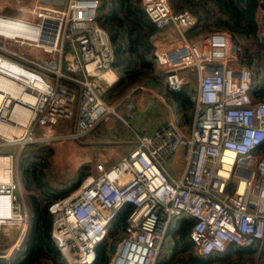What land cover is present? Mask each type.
I'll return each instance as SVG.
<instances>
[{"label":"built area","instance_id":"obj_1","mask_svg":"<svg viewBox=\"0 0 264 264\" xmlns=\"http://www.w3.org/2000/svg\"><path fill=\"white\" fill-rule=\"evenodd\" d=\"M133 1L156 31L176 32V43L153 49V68L165 90H179L181 71L193 70L189 127L185 132L182 123L168 119L151 133L134 132V146L112 163L94 162L75 188L47 204L51 240L67 263L90 264L97 245L109 249L111 215L127 205L107 264H154L180 216L191 220L189 236L198 255L222 252L229 243L259 247L264 151L257 147L264 140V102L249 94V68L238 62L227 31L186 39L183 34L195 24L189 10L171 0ZM97 4L0 0V231L18 230L0 256L21 244L28 226L17 171L22 145L80 141L84 131L128 125L127 92L106 95L118 76L108 34L95 19ZM132 84L151 92L142 80ZM59 120H69L70 132L57 126ZM178 149L182 166L169 176L162 165Z\"/></svg>","mask_w":264,"mask_h":264},{"label":"trees","instance_id":"obj_2","mask_svg":"<svg viewBox=\"0 0 264 264\" xmlns=\"http://www.w3.org/2000/svg\"><path fill=\"white\" fill-rule=\"evenodd\" d=\"M176 8H186L195 17V24L187 31L202 35L213 30H225L236 48L238 62L250 70L249 94L253 100L264 102V32L258 31L256 9L264 0H171ZM97 23L105 29L111 44V67L119 82L106 95L124 90L137 80H142L153 70L151 35L154 25L133 0H98L95 10ZM181 86L171 96L181 117L190 120L193 101L191 92ZM264 151V140L258 145ZM53 147L46 142L23 144L18 160L19 180L27 191L28 226L21 244L7 257L0 256V264H69L59 253L50 238V214L47 204L75 188L85 175L87 163H80L65 183L53 164ZM56 170L58 171H55ZM56 180V184L52 180ZM64 182V181H62ZM128 206L115 211L109 219L110 235L120 232L125 224ZM191 220L180 216L167 233L171 247L166 256L158 253L154 264H237L244 256L257 251L260 264H264V241L241 247L233 243L222 252L198 255L193 250L189 236ZM108 232V231H107ZM0 248V254H2ZM106 243L95 248V258L90 264H107ZM76 264V263H74Z\"/></svg>","mask_w":264,"mask_h":264},{"label":"crops","instance_id":"obj_3","mask_svg":"<svg viewBox=\"0 0 264 264\" xmlns=\"http://www.w3.org/2000/svg\"><path fill=\"white\" fill-rule=\"evenodd\" d=\"M256 19L258 24V31L264 32V1L256 9ZM189 39L191 40V38ZM151 41L155 49L166 47L168 45L177 42L176 32L174 30L167 28L159 29L151 35ZM162 44H166V45L163 46ZM158 70L159 69L153 68V70L149 72V76L148 77L147 75L145 76L147 78L154 77L153 79L159 81V83H157V86L159 88L156 86V89H154V91L157 92V94L152 90L153 89L151 88L152 86L149 87V85L147 84V87H149V89L151 90V92L149 91L150 95L147 93L140 92V94L137 95L134 99L135 106L137 109V111L135 112H139V114L143 112L147 113V115L145 116L144 114L140 115V117H138L139 121L136 120L137 115L133 117V113L130 112L129 114L127 111V115L130 116L128 120L126 118L128 125L122 128L121 130H114L109 126H105L100 129H93V130L91 129L84 131L82 133L83 134L82 140L80 141H75L70 137L64 138L66 140H70V142L66 141L65 143L67 144V147L68 146L74 147V149L78 152L81 163L82 162L87 163L88 168L94 162H103L104 165H108L134 146L135 144L134 132L146 133V134L151 133L154 130H157L162 125H164V123L168 119H172L176 123L181 124L180 119L174 116L172 108L163 98V94L167 93L172 99L174 108L176 109L178 114H180L177 104L170 94L171 92L165 90ZM181 73L185 74V70H182ZM144 78L142 79V83H144L143 82ZM141 90H145V89H141ZM143 97H148L147 98L148 100L146 101L147 104L146 109H144L142 105L139 108L138 105V99ZM152 100L154 101L156 100L158 104H161L162 110L164 111L159 113L158 108L151 105ZM150 116L153 117V120L149 121L147 119ZM129 119L133 122V124L129 121ZM65 126L67 127V129L65 130L70 132V129H68L69 120L65 121ZM183 130L185 132L187 131L185 128ZM54 153H55V148L53 147L52 159ZM162 166H163V170L169 176H176L182 166L181 150L180 149L176 150L170 156V158H168L165 162H163Z\"/></svg>","mask_w":264,"mask_h":264},{"label":"rangeland","instance_id":"obj_4","mask_svg":"<svg viewBox=\"0 0 264 264\" xmlns=\"http://www.w3.org/2000/svg\"><path fill=\"white\" fill-rule=\"evenodd\" d=\"M203 34H204V32H203ZM183 35L185 36L186 39L191 38V40H193V41L197 40L200 37L199 34L195 36L194 32H191V33L185 32ZM162 45L164 46L166 44H162ZM184 70H185V74L182 75L183 76L182 86L187 87L186 89H188L191 92L190 94H192L194 91V86H195L193 70H192V68H185ZM148 76H149V73L147 74V77ZM147 77L144 78L143 87L149 88L152 86L151 88H153L152 90L154 91V89H156L157 83H159V81H156L155 79H153L154 77H152V78H147ZM160 77H161V73H160ZM147 84L149 85V87H147ZM125 92H127V96H126L127 111L129 114H130V112H132L133 117H135L137 115L136 120L139 121L138 117H140V115H143V114L145 116V115H147V113L143 112V113L139 114V112H135V111H137V109L135 106L134 99L137 95L140 94V92L147 93L149 95H150V92L146 91V90H141L137 87H133V84H131L129 87H126L121 92H119L117 94H112L111 96L116 97L119 95H124ZM155 93L157 94V92H155ZM148 97H150V96H148ZM148 97H143V98L138 99L139 108L141 105L144 109L147 108L146 101L148 100L147 99ZM163 98L172 108L174 116L177 117L178 119H180V122L184 125V128L187 130L189 127V119L188 118L184 119L181 117V114H178V112L176 111V109L173 106V102H172L171 97L167 93L163 94ZM151 105L157 107L159 113L164 111V110H162V105L158 104V102L156 100L155 101L152 100ZM151 108H154V107H151ZM126 118L128 120V118H130V116L127 115ZM147 120H149V121L153 120V117L150 116V117H148ZM129 121L133 124V122L130 119H129ZM57 126L67 129V127L65 126V121H63V120L57 121ZM116 126L120 127V124L117 122ZM70 128L71 127L69 125L68 129H70ZM66 141L70 142V140H66V139H62V138H56V139L50 138V139L44 140V141H34V142H46L55 148V153L53 155L52 160H53L54 166L56 168H58L57 170H59V172H60L59 177L61 178V181L58 185H61V186H65V183L73 175L76 167L81 163L78 152L74 149L73 146L67 147V144L65 143ZM34 142H31V143H34ZM24 144H27V143H24ZM14 147L17 148L18 145L15 144ZM10 150L11 149L9 147H7L3 151H10ZM19 156H20V153H19L18 158H17L18 178H19V170H18ZM56 168H55V171H57ZM52 181L55 184L57 183L55 179ZM62 181H64V182H62ZM19 182H20V180H19ZM20 187H21V194H22V196H25V202L27 203V200H26L27 191L23 188L21 183H20ZM118 233L116 234V231H115L114 233H112L110 235L109 230L107 232L108 242L111 243L109 246L110 251L112 249V244L115 243L118 239ZM17 234H18V230L16 228H10L8 230L0 231V248H3L6 244H9L11 241H13V239L17 236ZM170 247H171V240H170V237L168 236V233H166L165 237L162 241V245L160 247V251L158 254L160 256H166L169 252ZM237 264H260V262L258 260L257 252L255 251V252L251 253L249 256H244L243 258L238 260Z\"/></svg>","mask_w":264,"mask_h":264},{"label":"water","instance_id":"obj_5","mask_svg":"<svg viewBox=\"0 0 264 264\" xmlns=\"http://www.w3.org/2000/svg\"><path fill=\"white\" fill-rule=\"evenodd\" d=\"M118 82H119V79H118L113 85L109 86V87L107 88V90L113 88Z\"/></svg>","mask_w":264,"mask_h":264},{"label":"bare ground","instance_id":"obj_6","mask_svg":"<svg viewBox=\"0 0 264 264\" xmlns=\"http://www.w3.org/2000/svg\"><path fill=\"white\" fill-rule=\"evenodd\" d=\"M5 160L3 159V162H4Z\"/></svg>","mask_w":264,"mask_h":264}]
</instances>
